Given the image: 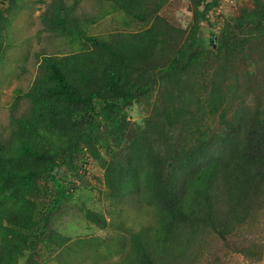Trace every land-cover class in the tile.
<instances>
[{
  "label": "trees",
  "instance_id": "1",
  "mask_svg": "<svg viewBox=\"0 0 264 264\" xmlns=\"http://www.w3.org/2000/svg\"><path fill=\"white\" fill-rule=\"evenodd\" d=\"M107 1L144 28L90 36L71 7L56 5L51 31L81 46L41 57L23 94L28 109L11 113L0 139V264H39L41 246L71 254V239L49 224L87 163L103 170V196L117 211H108L109 220L81 211L90 225L115 232L95 257L197 264L217 238L264 261L262 237L238 238L239 229L264 220V0L224 21L215 50L197 25L181 40L154 0ZM4 3L9 13L17 0H0V61L11 25ZM216 5L194 0L195 20L205 21ZM145 104L148 114L133 119L134 107ZM128 202L147 209L154 224L125 227L119 206ZM82 241L75 245L93 240Z\"/></svg>",
  "mask_w": 264,
  "mask_h": 264
},
{
  "label": "rangeland",
  "instance_id": "2",
  "mask_svg": "<svg viewBox=\"0 0 264 264\" xmlns=\"http://www.w3.org/2000/svg\"><path fill=\"white\" fill-rule=\"evenodd\" d=\"M214 1L217 5L208 13L205 21L195 20L194 0H154L156 2L154 8L157 9L155 13L164 22L173 30L175 28L181 32V40L188 38L192 27L197 25L200 39L208 41L209 47L215 50L224 21L235 16L239 8L250 7L253 1ZM4 4L5 11L9 4ZM58 4L65 8L71 7L69 15L78 19L79 29L90 36L105 37L113 32H134L144 28L140 22L120 11H111V3L107 0H17V6L11 12L5 11L11 25L5 35V49L0 61V139L9 134L11 113L18 116L27 111L29 103L23 94L28 91L36 77L41 57L73 53L81 46L79 42L74 40L71 43L67 36L51 31L49 26L51 16ZM125 22H128V25H125ZM149 111L150 107L146 104L135 106L133 119L139 120ZM84 172L81 179L77 180L72 198L62 202L49 224V227L71 239L68 249L71 254L69 256L65 254L69 259H65L62 251L48 253L41 246L34 253L39 264H112L119 261L120 257L116 254L107 259L95 257L98 254L101 256L105 254L103 245L114 237L115 232L111 227L99 229L90 225L81 211L88 208L100 212L107 220L109 210L117 211L103 196L105 192L103 170L95 163H87ZM133 203H122L119 206L123 209L122 219L125 227L137 231L141 227L152 226L155 221L152 214L145 208H136ZM256 224L249 229H239L238 238L253 235L250 241H257L261 237L264 241V220L262 229ZM85 239L93 241L89 243L90 245H83L84 248L75 245V242L86 244L82 243ZM209 241L208 252L197 264H264V261L255 262L252 259L250 261L240 253L232 252L217 238ZM96 242H100L101 246L97 247ZM75 250H78L79 255ZM18 264H26L25 259L20 258Z\"/></svg>",
  "mask_w": 264,
  "mask_h": 264
}]
</instances>
